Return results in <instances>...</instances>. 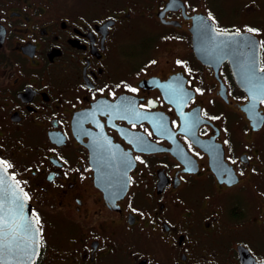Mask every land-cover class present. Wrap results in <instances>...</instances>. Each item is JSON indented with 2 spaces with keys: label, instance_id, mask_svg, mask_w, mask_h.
<instances>
[{
  "label": "flooded vegetation",
  "instance_id": "flooded-vegetation-1",
  "mask_svg": "<svg viewBox=\"0 0 264 264\" xmlns=\"http://www.w3.org/2000/svg\"><path fill=\"white\" fill-rule=\"evenodd\" d=\"M260 69L264 0H0L35 264H264Z\"/></svg>",
  "mask_w": 264,
  "mask_h": 264
},
{
  "label": "water",
  "instance_id": "water-1",
  "mask_svg": "<svg viewBox=\"0 0 264 264\" xmlns=\"http://www.w3.org/2000/svg\"><path fill=\"white\" fill-rule=\"evenodd\" d=\"M13 192H15V195H13ZM17 196L20 197L23 204L22 210L16 208ZM0 203H2L3 215L9 221V226L13 228H17V225L20 226L17 228L19 235L17 241L14 242V246L15 243H18L21 249L32 247L34 241L39 240L40 235L37 237L32 231H26L29 219L34 220L31 206L27 197L24 196L23 190L7 170L4 173L3 182L0 184ZM35 227L39 228L38 225H35ZM4 260L5 264H28V256L22 251L5 256Z\"/></svg>",
  "mask_w": 264,
  "mask_h": 264
},
{
  "label": "snow or ice",
  "instance_id": "snow-or-ice-1",
  "mask_svg": "<svg viewBox=\"0 0 264 264\" xmlns=\"http://www.w3.org/2000/svg\"><path fill=\"white\" fill-rule=\"evenodd\" d=\"M211 19V16L209 17ZM248 32H255L256 29L248 28ZM260 71H264V69H260ZM131 91H136V89H131ZM196 91H200L197 89ZM210 119H218V117H210ZM227 143V141H225ZM139 159V157H137ZM143 162V161H141ZM12 165L8 163L7 161L0 160V184L3 182L4 173L8 168H11ZM243 174V173H241ZM13 195H15V192H13ZM24 196L27 197V193H24ZM16 208L18 210H22L23 204L20 200V197H16ZM135 211V210H134ZM34 220L31 218L29 219V222L26 226V231H32L35 236H39L41 234L40 229L36 228L35 225L40 224V218L39 214L35 213L33 211ZM20 227L17 225V228ZM17 228H13L9 226V221L5 218L3 215V206L2 203H0V264H5L4 257L8 255H13L17 253L18 251L24 252L28 256V264H35V257L39 256V247L40 242L37 239L34 241V245L30 248L21 249L20 244L14 242L17 241V237L19 235Z\"/></svg>",
  "mask_w": 264,
  "mask_h": 264
}]
</instances>
